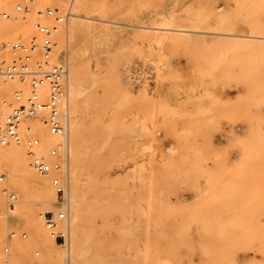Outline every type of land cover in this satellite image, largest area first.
<instances>
[{
    "label": "rangeland",
    "instance_id": "obj_1",
    "mask_svg": "<svg viewBox=\"0 0 264 264\" xmlns=\"http://www.w3.org/2000/svg\"><path fill=\"white\" fill-rule=\"evenodd\" d=\"M3 2L14 31L21 27L0 35V58L7 59L1 44L34 34L35 16L15 21L12 4ZM33 3L42 8L63 1ZM84 5L85 15L114 22L87 20L94 31H107L87 38L81 52L89 76L78 122L93 141H85L91 177L79 264H264V0ZM57 46L64 59L65 42ZM238 86L246 87L242 94ZM235 92L232 101L224 97ZM220 120H245L250 130L240 136L231 130L221 144ZM49 149L41 154L49 158ZM105 171L107 180L96 182ZM46 178L54 191L52 175ZM57 196L58 206L47 207L65 213L64 196ZM27 238L24 223L0 226V251L7 247L0 260L12 253V242ZM54 240L53 250L63 254L65 234L56 230ZM40 254L29 243L20 264Z\"/></svg>",
    "mask_w": 264,
    "mask_h": 264
},
{
    "label": "bare ground",
    "instance_id": "obj_2",
    "mask_svg": "<svg viewBox=\"0 0 264 264\" xmlns=\"http://www.w3.org/2000/svg\"><path fill=\"white\" fill-rule=\"evenodd\" d=\"M84 1L85 0H77L76 8H74L76 12L74 11L72 16L67 20L65 29L63 27V31L62 27L55 25V23L53 24L55 28L53 37L57 45H59V43L62 44L64 41L66 46L64 59L59 57L62 50H60L58 46L53 55L54 60L61 58V61H66L67 63V76L61 104L64 133L60 135L50 134L39 117L25 118L20 126V131L23 135L31 133L39 139L40 145L38 147V152L40 154L42 153L41 148L46 146H50V148L56 151L59 150L58 154L56 153L57 156L53 159L57 161L59 168L52 174H55L62 182L61 185L64 188L62 209L65 211L66 216L60 224L54 226L55 228L48 227L43 223V210H53L48 208L47 204L51 205L52 203L54 207L56 205L58 206L59 202L57 203L58 199L56 200V190L52 191L48 186V179L46 176L38 174L34 169L28 153L25 151L26 149L23 148L24 145H8L0 148V181L3 179V176L5 177V179L0 182V226L10 227L11 225L24 223L28 232V238L26 240L14 241L11 243L12 253L5 259L0 260V264H20L21 260L24 258L27 244L29 243L34 244L41 253L36 262H29V264H79V241L85 222L84 206L85 208L87 206L85 205V191L86 188H88L86 187L89 183L88 178L91 177L88 172L89 165L86 157L88 146L85 141L87 139L84 137L85 133L82 130V125L79 126V115L77 112V110L80 112L83 111L85 100H83L81 96L87 91L86 83L89 76L88 69L86 68V61H83L84 58H82L81 52L86 48L85 40L87 38L100 31H107L104 29L94 31L95 29L90 25L91 22L88 24L86 22L87 20L94 19L102 22H114L85 15L83 13L86 11ZM73 2L75 5V0H73ZM10 12L13 13L12 10H10ZM11 19L12 18H9V20H0V35L6 32L8 33L9 31H14V21L11 22ZM128 26L138 28L145 27L137 24H130ZM102 27H104V25H102ZM146 28L161 31L168 30L171 32L175 30L184 32L191 31L186 29H174L172 27L146 26ZM18 29H16L17 32H20L21 27L19 30ZM16 30L14 32H16ZM233 35L237 36V34ZM172 36L170 37L175 40V36ZM241 36L248 35L242 34ZM58 39H60V41ZM5 42L1 44L3 51ZM17 86L18 85H13L12 83H2L0 85V97L7 98ZM82 117L83 113L81 118ZM90 137L89 140H91L88 141L89 143L93 141L92 137ZM96 158L97 160H101L100 157ZM93 159L91 164L95 161ZM49 160H51L50 157ZM96 164L98 163L96 162ZM98 167L101 166L98 165ZM94 178L98 183L107 180V171L103 172L101 175L96 174ZM7 192L10 193H8V200L5 203L3 195ZM90 193H92V191ZM93 195L94 193L90 196ZM100 199L101 198H98V200ZM56 230L65 234L66 237L65 253L62 252L63 254H58L53 250Z\"/></svg>",
    "mask_w": 264,
    "mask_h": 264
},
{
    "label": "built area",
    "instance_id": "obj_3",
    "mask_svg": "<svg viewBox=\"0 0 264 264\" xmlns=\"http://www.w3.org/2000/svg\"><path fill=\"white\" fill-rule=\"evenodd\" d=\"M62 1L63 4L38 8L33 0H8L12 4L15 21H24L30 14L35 15L32 24L34 34L7 41L4 49L8 58H0V85L5 82L18 85L7 98L0 97V148L24 145L37 173L52 175L51 182L57 195H63L64 188L52 174L59 168L57 161L53 160L56 150L49 149L51 160L40 154L39 139L31 133L23 135L20 126L25 118L39 117L50 134L64 133L61 104L67 63L53 58L57 47L53 24L67 22L72 15L73 0ZM3 5V0H0V20L11 16ZM64 218L63 211L46 210L43 213L48 227L56 226ZM1 251L6 252L7 247H2Z\"/></svg>",
    "mask_w": 264,
    "mask_h": 264
},
{
    "label": "crops",
    "instance_id": "obj_4",
    "mask_svg": "<svg viewBox=\"0 0 264 264\" xmlns=\"http://www.w3.org/2000/svg\"><path fill=\"white\" fill-rule=\"evenodd\" d=\"M203 88H208V86H203ZM246 87L243 86H238L236 87L237 90H239L242 94V91L245 89ZM219 89H230L229 87H219ZM237 94L239 95V93H228V94H224V97L228 96L229 99L232 101L234 100L235 97H237ZM229 108L232 110V107L229 106ZM221 124H223L224 130H221L217 135H216V139L219 140V143L221 144H225L227 142V139L230 138L231 135V130L233 131L234 134L236 135H247L249 130H250V126H249V122L242 120L239 122H235L232 125L229 124H225V122L223 120H220ZM232 152H237L236 150L232 151ZM227 166H232L233 163L231 162H227L226 163Z\"/></svg>",
    "mask_w": 264,
    "mask_h": 264
}]
</instances>
